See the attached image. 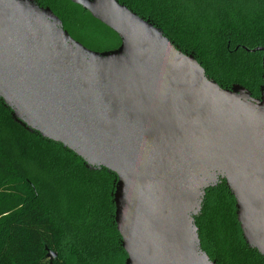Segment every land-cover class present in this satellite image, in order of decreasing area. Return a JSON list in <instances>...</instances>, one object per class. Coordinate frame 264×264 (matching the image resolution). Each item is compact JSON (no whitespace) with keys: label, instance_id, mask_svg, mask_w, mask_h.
<instances>
[{"label":"water","instance_id":"1","mask_svg":"<svg viewBox=\"0 0 264 264\" xmlns=\"http://www.w3.org/2000/svg\"><path fill=\"white\" fill-rule=\"evenodd\" d=\"M119 39L93 51L35 0H0V101L29 133L115 176L124 264H216L195 219L224 182L246 246L264 261L261 86L222 88L193 53L116 0H68ZM50 262L57 254L47 250Z\"/></svg>","mask_w":264,"mask_h":264},{"label":"trees","instance_id":"2","mask_svg":"<svg viewBox=\"0 0 264 264\" xmlns=\"http://www.w3.org/2000/svg\"><path fill=\"white\" fill-rule=\"evenodd\" d=\"M35 1L90 50L103 51L87 37L116 38L68 0ZM116 1L193 53L222 88L237 84L259 96L262 53L244 49L264 48V0ZM10 115L0 101V264H124L113 221L115 176L86 169L74 154L27 132ZM195 224L202 250L216 264H264L244 243L224 182L206 191ZM47 250L57 254L54 261Z\"/></svg>","mask_w":264,"mask_h":264},{"label":"rangeland","instance_id":"3","mask_svg":"<svg viewBox=\"0 0 264 264\" xmlns=\"http://www.w3.org/2000/svg\"><path fill=\"white\" fill-rule=\"evenodd\" d=\"M112 38H114L115 41ZM116 38H117V36H116ZM116 38L111 37V36L109 37L107 34L100 33V34H98V36L95 35L93 39L87 37V41L88 42H94L93 46L96 45L99 49H101L103 51H108L107 49L113 48L112 46L115 47V46L119 45V44H116L117 43ZM117 40H118V38H117ZM118 43H119V40H118ZM110 50H113V49H110ZM99 52H102V51H99Z\"/></svg>","mask_w":264,"mask_h":264}]
</instances>
